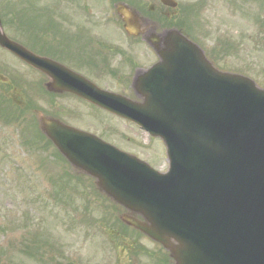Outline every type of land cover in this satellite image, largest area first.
<instances>
[{
    "label": "water",
    "instance_id": "95a60500",
    "mask_svg": "<svg viewBox=\"0 0 264 264\" xmlns=\"http://www.w3.org/2000/svg\"><path fill=\"white\" fill-rule=\"evenodd\" d=\"M118 13L128 33L149 28L124 5ZM149 40L159 61L134 80L141 103L57 68L46 72L54 80L49 89L73 92L160 137L166 173L38 114L41 130L75 170L128 211L123 222L169 251L173 264H264V89L215 69L177 30ZM0 45L42 65L1 24Z\"/></svg>",
    "mask_w": 264,
    "mask_h": 264
},
{
    "label": "rangeland",
    "instance_id": "374dc122",
    "mask_svg": "<svg viewBox=\"0 0 264 264\" xmlns=\"http://www.w3.org/2000/svg\"><path fill=\"white\" fill-rule=\"evenodd\" d=\"M25 1L0 0V13L18 14ZM39 1L58 6L53 10L60 16L70 13L71 0ZM126 1L147 16L155 12L157 21L164 16L163 24L169 19L181 23L218 68L246 75L264 87V0H175L176 8L169 10L160 7L159 0ZM100 30L120 31L111 26ZM5 55L0 52V264H152L149 251L158 249L156 244L119 226L120 209L98 197L89 180L71 175L37 135L32 109L54 113L63 122L70 116L67 112L74 111L69 123L92 128L160 171L167 168L162 142L150 141L144 131L70 97L37 93L27 83L33 75ZM16 79L21 85L10 91L8 85Z\"/></svg>",
    "mask_w": 264,
    "mask_h": 264
},
{
    "label": "flooded vegetation",
    "instance_id": "af4514ba",
    "mask_svg": "<svg viewBox=\"0 0 264 264\" xmlns=\"http://www.w3.org/2000/svg\"><path fill=\"white\" fill-rule=\"evenodd\" d=\"M70 2L72 4V6L70 4V13L60 16L53 10L58 9L56 5L39 0H27L22 4L20 15H8L2 19L3 29L11 40L21 44L34 56L43 58L44 62H48L43 69H56L55 64L49 63L54 62L63 66V68L58 67V70L79 73L101 88L123 89L124 91L118 93L129 99H136L131 89L132 80L137 70L151 67V47L142 35L131 36L123 31L116 4L121 2L135 6L131 1L126 0H110V2L109 0H71ZM92 8L98 12L101 9L100 15L98 12H93ZM154 9L152 5L149 7V11ZM110 26L114 31L116 29L122 31L109 34L110 32L106 30H100ZM119 34L123 35V38L119 37ZM0 52L6 54L7 58L12 57L13 59H9L14 60L24 71L33 75V79H27V83L44 87L48 79L41 72L42 69L32 67L25 60L2 48ZM139 59H148V62L140 63ZM52 94V98L66 96L87 107L100 110L70 93ZM67 114L70 116L65 117L66 123L76 125L68 122L75 116V112H67ZM54 115L60 119V116ZM84 126L89 130L86 125ZM98 136L109 141L99 134Z\"/></svg>",
    "mask_w": 264,
    "mask_h": 264
}]
</instances>
